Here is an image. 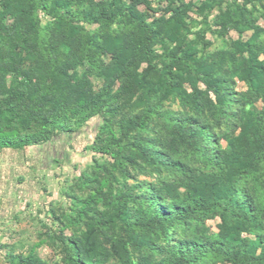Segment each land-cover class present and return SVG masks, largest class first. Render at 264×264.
Segmentation results:
<instances>
[{
  "label": "rangeland",
  "instance_id": "obj_1",
  "mask_svg": "<svg viewBox=\"0 0 264 264\" xmlns=\"http://www.w3.org/2000/svg\"><path fill=\"white\" fill-rule=\"evenodd\" d=\"M129 3L158 27L150 56L136 54L122 70L110 54L95 55L93 66L76 63L67 75L73 83L87 81L88 98L77 103L64 128H52L45 143L0 150V264H74L71 243L79 261L160 264L182 245L208 241L218 233L216 215L166 222L167 238L135 225L154 215L171 220L177 213L173 199L183 197L190 184L184 173L220 177L222 152L231 145L241 157L254 158L256 171L244 170L238 178L250 195L264 199V0H79L78 5L112 9ZM36 15L41 28L60 24ZM12 23L7 18L4 26L10 29ZM62 26L66 34L74 28L78 46L94 36L117 42L136 36L125 23ZM39 44L0 29V137L35 129L30 108L18 117L5 111L4 101L14 90L37 85L35 68L46 58L40 57ZM250 56L262 66L252 77L245 73ZM201 78L222 83L223 105ZM53 89L49 81L48 90ZM24 100L23 110L31 105ZM146 115L143 131L129 129ZM171 119L208 130L211 142L201 155L172 144ZM109 141L116 145L104 155L100 149ZM136 145L157 161L155 167L140 158ZM121 200L130 228L111 222Z\"/></svg>",
  "mask_w": 264,
  "mask_h": 264
},
{
  "label": "trees",
  "instance_id": "obj_2",
  "mask_svg": "<svg viewBox=\"0 0 264 264\" xmlns=\"http://www.w3.org/2000/svg\"><path fill=\"white\" fill-rule=\"evenodd\" d=\"M79 0H0V29L9 30L22 38L31 37L39 41L41 54L36 65L35 78L37 85L26 86L25 91L14 90L4 101L5 111L18 116L19 111L30 108L36 118L35 129L18 137H0V150H23L25 147L45 143L51 137V129L60 131L64 128L68 116L73 113L79 101L87 100V81L80 79L73 83L67 75L76 63L88 62L93 66V57L110 54L115 62V68L122 70L129 65L136 54L150 56L152 47L158 42L160 33L154 21H148L135 10L133 3L116 5L107 8L104 5H91L88 9L79 7ZM48 16L60 24L53 27L41 28L38 25L36 12ZM12 18L10 29L4 26V21ZM85 23L97 27L110 28L115 23H125L129 29L136 32L134 39L105 40L92 37L83 46H78L73 37L74 28L71 26L65 32L62 24ZM120 31V30H119ZM61 45L59 52L56 42ZM71 45V47H69ZM264 53V49H263ZM264 65V63H263ZM262 66L254 57L248 58L245 71L252 77ZM97 70V69H96ZM0 69V85L2 84ZM202 84L213 94L218 105L225 103L220 81L200 79ZM54 87L48 90V82ZM27 99L31 105L21 108V103ZM37 110V111H36ZM149 121V115L130 124L129 129L143 131ZM170 138L191 156L201 155L203 146L211 142V136L204 127L193 128L187 121L170 120ZM104 130V128H101ZM116 142L109 141L100 149L104 155H109ZM140 158L149 166L155 167L157 161L140 146L133 147ZM122 167L120 158L113 157ZM224 172L220 177L202 175L193 177L185 172L184 176L190 184L183 197H175L173 207L177 208L171 220L154 215L140 225L138 229L148 232L159 230L165 238L166 222L173 220H193L196 215H216L220 219L218 233L208 241L198 240L192 245H182L175 255L160 264H264V199L255 198L244 187L238 174L244 170L256 171L253 157H241L237 147L231 145L222 152L219 162ZM127 214L123 200L118 203L117 214L111 222L117 221L126 228L131 224L124 219ZM172 221V222H171ZM147 246V245H146ZM148 247V246H147ZM69 256L74 264H95L94 259L87 258L79 261V250L74 243L68 246Z\"/></svg>",
  "mask_w": 264,
  "mask_h": 264
}]
</instances>
